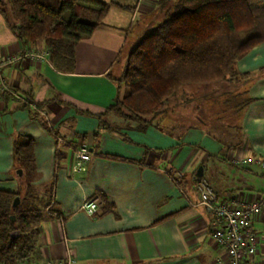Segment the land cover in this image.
I'll return each instance as SVG.
<instances>
[{
  "label": "crops",
  "instance_id": "crops-1",
  "mask_svg": "<svg viewBox=\"0 0 264 264\" xmlns=\"http://www.w3.org/2000/svg\"><path fill=\"white\" fill-rule=\"evenodd\" d=\"M101 1L109 3L107 13L75 45L72 72L56 70L48 55L40 61L22 59L0 72V189H17L12 141L18 134L34 139V186L40 193L51 187L34 261L69 253L71 264H228L210 236L211 216L200 204L196 184L206 179L218 202L264 199L260 166L233 163L264 158V70L259 71L264 42L236 61L238 70L251 73L239 145L226 148L196 129L178 138L179 127L163 119L145 130L126 127L107 109L126 93L117 79L142 35L137 30L129 44L134 25L143 21L146 33L160 9L157 0ZM138 15L143 20L135 22ZM10 16L8 24L0 12V59L45 49L41 42L22 44ZM23 103L31 108L36 103L37 113L30 114ZM103 123L118 129L107 130ZM81 144L90 152L87 169L71 173L74 150ZM199 166L202 177L196 175ZM87 200L98 204L93 216L81 209ZM252 222L258 237L254 260L264 262V208Z\"/></svg>",
  "mask_w": 264,
  "mask_h": 264
},
{
  "label": "trees",
  "instance_id": "trees-1",
  "mask_svg": "<svg viewBox=\"0 0 264 264\" xmlns=\"http://www.w3.org/2000/svg\"><path fill=\"white\" fill-rule=\"evenodd\" d=\"M5 3L16 22L10 26L17 39L24 45L43 43L51 65L62 72L73 71L75 45L94 32L109 7L101 0ZM3 4L0 0V12L10 24ZM156 4L161 14L159 23L140 35L129 49L117 79L126 93L117 96L107 109L136 122L139 130L158 126L161 114L166 115L165 105L183 86L221 82L233 75L237 59L264 42V0H157ZM249 101L247 95L243 109ZM22 108L34 115L39 107L23 103ZM103 126L107 130L117 128ZM179 131L178 138L184 130ZM12 152L17 189H0V264H41L45 259L34 261L38 250L34 245L48 214L43 208L51 203V187L40 193L33 184L37 175L32 137L18 134L12 141ZM225 153L220 158L225 159ZM16 197L18 204L13 207Z\"/></svg>",
  "mask_w": 264,
  "mask_h": 264
},
{
  "label": "rangeland",
  "instance_id": "rangeland-1",
  "mask_svg": "<svg viewBox=\"0 0 264 264\" xmlns=\"http://www.w3.org/2000/svg\"><path fill=\"white\" fill-rule=\"evenodd\" d=\"M2 1L4 10L9 13L5 0ZM160 17L161 14H157L153 19V27L159 23ZM139 20L143 19L138 15L135 22ZM142 29L143 21L134 25L129 37V44L137 30L143 34ZM245 73L238 70L235 65L233 75L227 76L221 82L183 86L179 93L165 105L166 115L165 113L161 114L160 123L167 120L169 123L172 121L174 126L179 127L180 130H201L208 137L229 148L239 145L241 143L239 121L247 99L248 82L251 78V73L247 72L248 75ZM118 117L120 123L126 127L137 126L134 121ZM45 208H43L44 211L49 209V207ZM39 244V241L35 243L36 250Z\"/></svg>",
  "mask_w": 264,
  "mask_h": 264
},
{
  "label": "built area",
  "instance_id": "built-area-1",
  "mask_svg": "<svg viewBox=\"0 0 264 264\" xmlns=\"http://www.w3.org/2000/svg\"><path fill=\"white\" fill-rule=\"evenodd\" d=\"M142 1L137 0V3ZM47 55L46 49H27L6 56L0 59V72L3 67L18 63L22 59L40 61ZM89 159L90 152L86 145L76 147L70 172H85ZM233 163H256L264 171V158L262 157L234 159ZM196 188L200 204L211 216L210 236L225 251L228 264H264V262L254 260L258 248V237L252 222L253 215L264 208V199L253 203H241L237 200L218 202L214 197L213 188L204 178L198 180ZM81 209L87 215L93 216L98 210V204L95 200H87L82 203ZM72 262L73 258L67 253L58 260L45 259L41 264H71Z\"/></svg>",
  "mask_w": 264,
  "mask_h": 264
},
{
  "label": "water",
  "instance_id": "water-1",
  "mask_svg": "<svg viewBox=\"0 0 264 264\" xmlns=\"http://www.w3.org/2000/svg\"><path fill=\"white\" fill-rule=\"evenodd\" d=\"M196 175L197 176H201L202 175V167L201 166H199L198 167V169H197V172H196ZM18 197H16L15 199H14V201H13V203H12V206L13 207H15L17 204H18ZM10 219H11V221L13 222L14 221V215H11L10 216Z\"/></svg>",
  "mask_w": 264,
  "mask_h": 264
}]
</instances>
